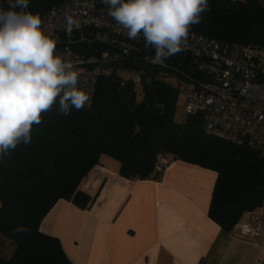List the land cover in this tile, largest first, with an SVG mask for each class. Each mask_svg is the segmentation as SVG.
Returning <instances> with one entry per match:
<instances>
[{"label":"trees","instance_id":"obj_1","mask_svg":"<svg viewBox=\"0 0 264 264\" xmlns=\"http://www.w3.org/2000/svg\"><path fill=\"white\" fill-rule=\"evenodd\" d=\"M62 1L28 0L27 9L41 16ZM208 6L190 31L228 43L264 45V0H208ZM84 35L91 50L118 53V61L111 75L98 78L89 106L64 116L57 103L33 125L30 142L0 154V264H73L59 240L39 225L59 199L81 209L91 206L95 196L80 183L103 156L117 160L120 175L129 178L156 177L164 168H157L161 157L214 170L208 216L226 232L245 212L264 205V158L257 151L208 135L201 112L175 119L179 84L191 86L183 92L186 99L209 81L207 60L183 50L163 66L153 65L154 50L101 30ZM122 67L149 76L150 82L140 89L117 73Z\"/></svg>","mask_w":264,"mask_h":264},{"label":"crops","instance_id":"obj_2","mask_svg":"<svg viewBox=\"0 0 264 264\" xmlns=\"http://www.w3.org/2000/svg\"><path fill=\"white\" fill-rule=\"evenodd\" d=\"M156 177L120 175L103 156L80 189L95 196L87 209L59 199L42 218L41 232L56 237L73 264H259L264 228L254 240L208 216L216 180L212 169L173 159Z\"/></svg>","mask_w":264,"mask_h":264},{"label":"clouds","instance_id":"obj_3","mask_svg":"<svg viewBox=\"0 0 264 264\" xmlns=\"http://www.w3.org/2000/svg\"><path fill=\"white\" fill-rule=\"evenodd\" d=\"M107 14L129 39L143 37L154 50L153 65L163 66L184 50L193 25L209 10L208 0H101ZM28 0H10L0 9V154L31 140L33 125L58 103L64 116L91 101L79 87V72L56 54L57 41L43 29L39 14L24 11ZM17 9H20L19 11ZM68 32L78 22L68 17Z\"/></svg>","mask_w":264,"mask_h":264},{"label":"built area","instance_id":"obj_4","mask_svg":"<svg viewBox=\"0 0 264 264\" xmlns=\"http://www.w3.org/2000/svg\"><path fill=\"white\" fill-rule=\"evenodd\" d=\"M9 3L10 0H0V9L7 10ZM107 11V6L98 0H64L41 15L43 29L57 41L56 54L74 63L80 74L78 86L90 94L91 101L98 78L113 73L112 63L118 61L119 54L91 50V39L84 35L85 30H101L130 45L140 44L148 49L142 36L129 39L126 30ZM68 17L79 25H73L70 33ZM127 51L124 47L123 53ZM184 51L207 60L211 77L188 93L184 112H201L208 135L237 145L246 144L264 158V45L228 43L190 31ZM143 78L134 79L140 89L150 82L149 76ZM168 163L161 157L157 168H165ZM240 228L239 235L254 240L264 228V214L250 211ZM259 264H264V259Z\"/></svg>","mask_w":264,"mask_h":264},{"label":"rangeland","instance_id":"obj_5","mask_svg":"<svg viewBox=\"0 0 264 264\" xmlns=\"http://www.w3.org/2000/svg\"><path fill=\"white\" fill-rule=\"evenodd\" d=\"M117 73L121 75L124 79H135L138 76V72L134 71L133 69L129 68H118ZM171 83L176 84L174 79L170 80ZM177 85V84H176ZM180 90H181V95L178 98L177 104H176V110H175V119L176 120H181L184 117V102L185 98L183 95L184 91H189L191 86L190 85H185L184 83L179 84ZM5 245L10 244L8 240H4Z\"/></svg>","mask_w":264,"mask_h":264}]
</instances>
